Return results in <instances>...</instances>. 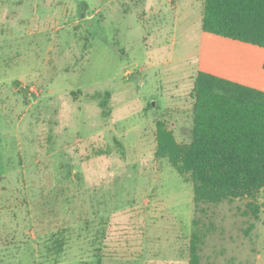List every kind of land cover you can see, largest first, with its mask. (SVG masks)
Wrapping results in <instances>:
<instances>
[{
  "label": "rangeland",
  "instance_id": "rangeland-1",
  "mask_svg": "<svg viewBox=\"0 0 264 264\" xmlns=\"http://www.w3.org/2000/svg\"><path fill=\"white\" fill-rule=\"evenodd\" d=\"M202 12L0 0V264H189L195 229L200 264H264V190L195 209L192 185L155 157L158 121L192 140L200 71L264 89V49L206 34Z\"/></svg>",
  "mask_w": 264,
  "mask_h": 264
},
{
  "label": "trees",
  "instance_id": "trees-1",
  "mask_svg": "<svg viewBox=\"0 0 264 264\" xmlns=\"http://www.w3.org/2000/svg\"><path fill=\"white\" fill-rule=\"evenodd\" d=\"M202 24L207 34L264 49V0H203ZM110 96L98 97L104 117L110 115ZM193 97L192 140L179 142L174 131L158 121L155 157L167 160L192 185L195 209L256 198L264 190V91L200 71ZM251 207L258 218L261 207ZM66 233L62 228L52 236L53 255L65 251ZM201 243L195 229L189 264H200Z\"/></svg>",
  "mask_w": 264,
  "mask_h": 264
},
{
  "label": "crops",
  "instance_id": "crops-1",
  "mask_svg": "<svg viewBox=\"0 0 264 264\" xmlns=\"http://www.w3.org/2000/svg\"><path fill=\"white\" fill-rule=\"evenodd\" d=\"M203 13V12H202ZM207 34V33H206ZM210 35V34H209ZM232 41V40H231ZM237 42V41H236ZM248 45V44H247ZM259 48V47H258ZM262 49V48H261ZM263 64H264V62H263ZM262 68H263V65H262ZM263 72V75H264V68H263V70H262ZM210 73V72H209ZM212 74H215V73H212ZM218 76H220V77H222V78H226L227 79V77H224V76H222V75H218ZM229 80H231V79H229ZM232 81H234V80H232ZM235 82H238V81H235ZM238 83H241V82H238ZM241 84H243V83H241ZM244 85H246V84H244ZM247 86H249V85H247ZM251 87V86H250ZM253 88H255V87H253ZM257 89H260V88H257ZM260 90H263L264 91V89H260Z\"/></svg>",
  "mask_w": 264,
  "mask_h": 264
},
{
  "label": "bare ground",
  "instance_id": "bare-ground-1",
  "mask_svg": "<svg viewBox=\"0 0 264 264\" xmlns=\"http://www.w3.org/2000/svg\"><path fill=\"white\" fill-rule=\"evenodd\" d=\"M217 50V49H216ZM224 52V51H223ZM225 53V52H224ZM231 55V54H230Z\"/></svg>",
  "mask_w": 264,
  "mask_h": 264
}]
</instances>
